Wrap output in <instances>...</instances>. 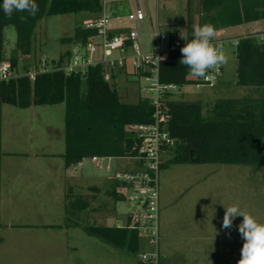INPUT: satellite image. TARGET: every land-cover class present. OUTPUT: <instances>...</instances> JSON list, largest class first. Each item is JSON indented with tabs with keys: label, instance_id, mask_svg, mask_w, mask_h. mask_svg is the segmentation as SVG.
<instances>
[{
	"label": "trees",
	"instance_id": "16d2710c",
	"mask_svg": "<svg viewBox=\"0 0 264 264\" xmlns=\"http://www.w3.org/2000/svg\"><path fill=\"white\" fill-rule=\"evenodd\" d=\"M0 0V67L7 60L18 71L21 58L30 59L38 23L46 16L101 11V0H36L35 16L14 12L4 14ZM188 3L186 38H193L191 7ZM198 25L212 23L217 30L264 21V0H200ZM26 16L21 20L20 16ZM16 29V44L7 59L5 30ZM176 34L170 36L174 38ZM95 32L77 27L67 42L86 45ZM258 36L236 43V85L264 88V41ZM186 43L185 39H183ZM181 51L163 59L160 81L179 88L194 84V76L180 64ZM62 61L64 60L61 59ZM57 63L61 67L63 63ZM29 70L25 66L24 73ZM65 105V166L67 169L94 157L134 160L141 141L132 128L153 122L154 108L141 100L130 105L121 102L118 91L103 79L101 67L67 75L63 70L40 74L31 80L26 74L0 81V105L28 109L32 106ZM167 130L177 146L166 155L175 165H230L264 169V100L225 99L218 101L205 117L198 103L165 102ZM164 163L161 165L163 168ZM129 170V169H126ZM119 184V183H118ZM118 188L121 185H117ZM88 235L110 246L137 254L141 249L138 231L127 228L87 227Z\"/></svg>",
	"mask_w": 264,
	"mask_h": 264
},
{
	"label": "rangeland",
	"instance_id": "374dc122",
	"mask_svg": "<svg viewBox=\"0 0 264 264\" xmlns=\"http://www.w3.org/2000/svg\"><path fill=\"white\" fill-rule=\"evenodd\" d=\"M188 3H190L194 25H198L200 0H139L142 10L146 11L148 15L146 20L137 24L141 36L142 52H149L154 49V41L159 34L169 35L174 30L180 32L178 34L181 35V30H183L182 28H184L188 20L186 9L188 8ZM107 4L109 12L127 20L130 14L136 13V0H107ZM94 16L91 12L85 11L78 14L46 16L41 19L34 34L31 57L29 60L20 59L17 72L19 74L24 72L25 66L29 71H34L38 68V62L43 59H47L53 65L64 58L61 63L65 65L70 58L71 51L75 48L73 43L67 41L73 38L77 27H83ZM129 25L134 28L132 23H129ZM260 29L261 27L256 23L244 24L242 27L238 26V29L233 32L234 35L229 36L232 40L229 44L224 45L229 62L224 66L223 83L220 82L213 88H196L193 84H186L179 91L166 94L164 96V105L165 102L169 101L198 103L201 106L203 116L207 117L212 113L218 101L246 98L247 87L237 88L239 86L236 85V43L239 37L247 36L253 30L256 33L263 32ZM5 35L6 56L9 59L16 44L15 27H8L5 30ZM6 63L10 65L9 60ZM110 85L118 91L121 102L124 104L134 105L141 100H148L152 97L146 94L145 83L136 79L130 63H127L125 72L120 73L119 76L117 75L114 82L110 83ZM64 118V104L57 106H32L28 109L0 105V134L2 135L1 143L3 149L5 144H9L11 141L14 152H19L17 154L25 152H32V154L50 152L54 154L46 158H28V156L26 158V155H16L11 159L13 166L9 168V171L12 170L13 174L28 171H43L45 173L60 171L65 173L64 158L59 156L65 152ZM168 159L169 157L164 159V166L159 174L161 201L167 200L171 196H176L175 200H179L178 195H184V198L179 201L180 203H188V201L192 200L193 203L203 207V211L206 209L213 213L216 210L218 212L216 213L217 220L220 221V224L223 222L225 207L238 204L258 221L264 222V169L217 164L175 165L169 163ZM116 163L122 165L121 170L130 169L134 164L132 160L122 159L120 162L115 161V165L114 162L112 163L111 171H101L89 160H86L82 163V167L69 171V174L78 173L93 181L99 178H108L114 184L119 185L114 179L115 173L119 171L116 170ZM17 182L23 183L21 178L19 181H15L16 185ZM15 191H18V188ZM22 193L25 203L34 204L33 202L38 203L40 200L46 201L43 197L47 198L48 202L42 203L41 211H47L42 220L48 224L60 219L63 223L65 219L66 225L68 223L70 226L74 223H80L84 226H101L100 221L97 219H90L95 215L91 210L77 211L70 200L68 202L66 200V203L62 206L55 201L58 196L53 197V201H50V191L37 196L29 194L27 188H25ZM22 193H20L19 197L22 196ZM52 193L56 194V192ZM127 197L126 200L118 202L112 199L106 200L107 203L101 206L105 214H108V212L113 214V217L106 219V226L125 228L128 225L129 215L135 211L137 206ZM204 205H212L213 207L206 206L204 208ZM22 207L23 204L15 205V208H17L15 214L25 216L29 210L27 209L22 213ZM111 207L113 209L117 207L118 211L115 213V210H111ZM192 213L194 214V212ZM32 214L36 215L35 211ZM36 218L37 215L34 219ZM206 218L208 231L205 237L216 236L217 233L220 234L218 223L212 220L214 215H212V219L208 216ZM242 220L243 217H236L230 229H225L222 226L221 233H224V236L232 237L233 243L239 246L243 244V239L238 231V225ZM74 231L78 233V230H71V232ZM62 233L64 234V232ZM70 246H73L72 243ZM89 250L88 247H82L81 256ZM124 259L129 264L138 263V257H127ZM205 262V264L209 263L208 258ZM237 262L236 258L225 260L226 264H237Z\"/></svg>",
	"mask_w": 264,
	"mask_h": 264
},
{
	"label": "crops",
	"instance_id": "0c3cea01",
	"mask_svg": "<svg viewBox=\"0 0 264 264\" xmlns=\"http://www.w3.org/2000/svg\"><path fill=\"white\" fill-rule=\"evenodd\" d=\"M110 13L114 31L131 27L126 18ZM96 18L97 16H94L89 21ZM187 24L188 22L181 30L185 37ZM256 24L261 27L263 32L256 33L254 29L252 33L239 37L238 40L254 35L264 36V21L256 22ZM237 29L238 26L217 30L214 41L228 42L227 44H229L232 40L229 36L234 35L233 32ZM172 33L182 38L178 34L180 32L173 30L170 34ZM223 77L221 83H223ZM247 92V99L264 100V88L247 87ZM1 142L2 135L0 134V264H129L124 258L138 257V253L142 249L137 254H130L88 235L85 231L87 227H109L106 226V219L113 217V214L109 212L105 214L101 206L107 203L106 200L112 199L116 202L126 200V197L119 192L116 184L108 178H99L93 181L78 173L74 175L70 173V175L69 171L83 165L79 164L67 169L65 159V173L60 171L56 173L28 171L13 174L9 168H12L11 159L16 155H26V158L27 156L28 158H46L54 154L50 152L17 154L19 152H14L11 141L9 144H5L4 149ZM63 155L60 154L59 156L62 157ZM120 160L122 159H112L106 164L113 167L112 163L114 162L115 165V161L120 162ZM115 167L116 170H121L122 165L116 163ZM20 178L23 183L17 182L16 185L15 181H19ZM16 188L18 191H15ZM25 188L29 194L37 196L50 191V197L47 196L50 201H53V197L58 196L55 201L62 206L66 200L67 202L70 200L77 211L91 210L95 215L90 219H97L101 226H84L80 223H74L70 226L68 223L66 225L64 218L63 223L60 219L48 224L42 220L47 211H41L42 203L48 202L47 198L43 197L46 201L40 200L38 203L33 202L34 204L25 203L22 193ZM52 192H56V194ZM20 193H22L21 197H19ZM178 196L179 200H175L176 196H171L163 201H161L160 196L159 264H205L207 258L208 264L221 262L226 264L225 260L229 258H236L239 261L243 244L236 245L233 243L232 237L224 236V233L221 234L222 224L216 216L218 212L214 210L212 213L206 209L203 211V207L193 203L192 200L188 203H180L179 201L184 198V195ZM19 204H23L22 213L27 209L29 210L25 216L15 214L17 210L15 205L18 206ZM206 206L211 207L212 205H204V208ZM111 210H115V213L118 211L117 207L115 209L111 207ZM34 211L37 215L36 219H34L36 215L32 214ZM212 215H214V219H212ZM207 216L218 223L221 235L217 233L216 236L205 237L208 231ZM127 223L129 225V219ZM71 230H78V233L71 232ZM72 234L74 235L72 236ZM70 240L73 246H70ZM142 242L141 240V244ZM82 247H88L90 250L81 256ZM137 261V264H140L139 259Z\"/></svg>",
	"mask_w": 264,
	"mask_h": 264
},
{
	"label": "built area",
	"instance_id": "2783aa9c",
	"mask_svg": "<svg viewBox=\"0 0 264 264\" xmlns=\"http://www.w3.org/2000/svg\"><path fill=\"white\" fill-rule=\"evenodd\" d=\"M101 11L97 18L85 23L83 28L95 32L86 45L78 43L70 53L65 65L48 62L47 59L38 62L34 71L15 73L11 66L3 63L0 67V81H8L13 77L26 74L31 80L37 75L63 70L67 75L85 73L90 68L101 67L103 79L112 83L115 77L124 73L127 63L131 64L137 80L145 83V92L152 96L149 101L154 108L151 124L136 125L132 131L141 141L139 157L132 160L129 170H119L114 179L121 185L119 192L133 202L137 208L129 216L128 228L138 231L143 241L138 253L140 264H159L160 239V192L159 174L161 165L168 152L177 146V141L170 136L167 130L168 113L164 109V96L179 91V87L170 84L164 85L160 81V67L165 56L181 51L185 45L183 39L175 35L172 38L167 34H159L154 41L155 49L142 52L140 33L137 24L147 18L139 0H136V13L130 14L128 23L131 26L121 31H114L112 16L107 9V0H101ZM214 44L224 45L226 42L213 41ZM224 66L218 71H210L207 78L193 77L196 88L215 87L222 79ZM111 158L101 159L94 157L90 162L99 170L111 171L112 166L106 164ZM131 195V196H130Z\"/></svg>",
	"mask_w": 264,
	"mask_h": 264
},
{
	"label": "clouds",
	"instance_id": "9594fccd",
	"mask_svg": "<svg viewBox=\"0 0 264 264\" xmlns=\"http://www.w3.org/2000/svg\"><path fill=\"white\" fill-rule=\"evenodd\" d=\"M2 9L6 16L11 17L14 12L28 13L35 16L39 11L36 0H3ZM26 20V16H20ZM217 29L206 22L203 25L193 26V38L188 40L181 32V37L186 43L181 48L182 58L180 64L189 69L191 75L199 78H207L210 71H218L226 66L229 57L222 45L214 44ZM264 41V36L258 38ZM243 217L238 225V231L243 239L241 258L237 264H264V222L258 221L248 211L238 204L225 207L222 226L230 229L236 217Z\"/></svg>",
	"mask_w": 264,
	"mask_h": 264
}]
</instances>
